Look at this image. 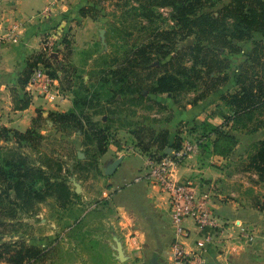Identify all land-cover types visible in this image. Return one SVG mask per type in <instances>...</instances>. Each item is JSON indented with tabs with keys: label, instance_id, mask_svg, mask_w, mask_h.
Returning <instances> with one entry per match:
<instances>
[{
	"label": "rangeland",
	"instance_id": "374dc122",
	"mask_svg": "<svg viewBox=\"0 0 264 264\" xmlns=\"http://www.w3.org/2000/svg\"><path fill=\"white\" fill-rule=\"evenodd\" d=\"M231 1L212 0L213 5L203 11L217 14L218 10ZM46 9H48V16L45 18L39 16L40 12ZM171 13V7H154L151 11H145L141 6L140 0H54L34 14L36 18L42 21V31L44 33L42 38L44 58L43 62L39 63L38 66L47 68L52 73L57 74L61 80L60 86L64 95L72 96L73 100L77 96L78 103L75 108L77 112L84 109L80 106L84 96L96 92L99 95L98 99L101 100L96 104H103V108H107V106L114 107L123 102L125 106L121 105L124 113L119 117L112 116L111 122H103L107 124L105 132L110 138L109 147L111 144L114 145L121 140L120 133L125 134L130 139V141L128 140V145L125 146H132L136 142L138 144L141 137H144L145 142L149 143L148 148H145L148 152L142 149L143 146L140 150L146 154V160L140 154H135L136 150L127 156V161L130 162L129 164L133 168L137 169V172L136 176L132 175L126 178L122 182V186H117L119 189L137 184H145L146 186L157 185L155 180L151 179L150 175L147 174L149 167L145 161L148 158L159 159L160 157L157 156L159 151H157V148L155 149L154 144L151 142L154 140V136L149 141H146V139H149L152 129L160 130L168 123V126H171L175 117H177L175 129H180L181 124L184 125L187 131L196 129V135L193 136V139H200L204 131H213L216 128L220 130L219 126H221L223 135L220 138V142L225 146L223 148L228 149L231 146L229 156L233 153L240 157L238 160L231 162L232 168L245 169L246 155L253 149V144L247 145L246 132H235L228 128V123L230 122L228 121L229 113H232V111L224 104L221 95L234 92L237 89L238 85L235 83V77L239 67L248 60V56L252 55L256 42L264 44V36L259 33H256L253 38L248 40L235 41L239 49L225 48L224 51L222 50L223 54L231 62L229 69L231 78L222 84L218 91L207 93L206 84L200 81L197 83V87L184 90L175 96L161 94L150 98L147 95L143 97L138 95L123 97L120 95L113 105H108L105 102L110 95L109 89L113 87L112 83L106 81V75L113 68H116L118 61L127 58V54L130 50H134L135 46L140 47L145 44L158 42L156 40L162 36V42L175 50L168 55L169 59L170 56H176L177 52L196 43L197 35L194 33L185 34L180 31L176 21L171 19ZM62 24L64 25L58 33L59 26ZM86 27L87 34L84 37L88 44H76V33L79 29ZM101 29L105 30L106 44L102 43ZM65 40L69 44H65ZM49 41L53 42V44L49 45ZM152 56L150 61L152 68L138 71V78L144 79V81L150 74L156 77L158 74L165 72L167 68L165 63L168 59H162L165 56L158 54L156 51L153 52ZM192 63L193 61L188 55L186 64L190 66ZM253 71L257 72V70ZM218 100L222 102L220 105L217 104ZM101 105L99 106L101 107ZM86 110L88 112L93 111V109ZM189 110H195V116L192 117L191 115L192 118L190 117L189 120H185L186 117L183 119L182 114L186 115ZM37 112L38 114L31 120L29 128L33 127L36 134L40 137L35 136L32 142L17 141L13 133H9L8 138L0 137V223L3 222V225H0V244L8 243L12 247L10 254L1 257L0 262L12 264L7 260L11 259L15 251L21 247L38 249L42 254L38 258L39 260L46 257L57 243L68 241L67 238L71 232H76L81 217L90 211L101 212L98 215L107 219L112 214L115 221H121L122 230L125 233L114 241L113 248L116 256L118 252L115 246L118 240L123 245L125 255L126 252H139L145 249L146 241L138 238L133 240V237L137 236L138 230L134 226L137 221L131 212L138 210L134 208H119L118 206L107 209L106 206L110 201L106 198H94L76 209L70 208L74 204L83 203V187L94 192L106 187H114L117 183H108V179L115 172L112 175L105 173L104 163L101 161L103 155L97 154L95 158L91 156L92 159H90L94 146L84 144V136L80 130L71 125H55L50 122L49 113L44 112V110ZM41 112L44 113L38 118ZM200 113L206 114L204 119L196 118ZM254 114L256 117L253 120L254 123L260 119L261 122L264 120V109ZM93 118L106 121L108 116L107 114L103 116L95 115ZM210 143L211 141L208 140V143L203 147H207ZM79 151L84 153V158H79ZM78 158L85 162L84 165L92 160L94 162L93 167L89 169L77 167ZM93 160H96V162ZM18 164L23 165L24 168L26 165H30L37 170L44 171L53 182H64L70 188L71 197L69 201L67 203L62 202L60 189L56 187L44 200H35L34 204L27 208L26 202H23L22 199V201L15 200L13 190H11V202L7 199L1 200L5 197L2 191L6 187V183L2 182V174H5L6 170L16 169ZM35 178L37 181L35 190L37 191L38 189L40 190L44 180L40 178L39 173H37ZM75 182L80 185V192L76 191ZM19 202L23 206H19ZM149 204L152 206L153 213H155L154 206L151 203ZM56 205L64 212H60V210L57 212V209H55ZM137 206L139 205H133L136 208ZM151 206H147L149 212H151ZM44 207L47 209L45 214L42 213ZM83 211L86 214L82 215ZM55 216L62 220V227L56 237L52 240L47 239L46 243H44L43 240L46 236L43 235L39 222L42 218L50 217L54 219ZM175 241L171 243L172 247ZM78 254L80 252L76 251L75 258ZM116 258L118 259V256Z\"/></svg>",
	"mask_w": 264,
	"mask_h": 264
},
{
	"label": "crops",
	"instance_id": "0c3cea01",
	"mask_svg": "<svg viewBox=\"0 0 264 264\" xmlns=\"http://www.w3.org/2000/svg\"><path fill=\"white\" fill-rule=\"evenodd\" d=\"M53 1L0 0V126L2 127L24 132L30 127V122L37 116L39 109L46 113L67 112L74 106L72 96L64 95L63 92L61 98L55 101H50L41 94H30L31 104L26 109H18L13 98L15 89L20 97L24 95V89L19 81L26 69L27 60L34 54L43 52V24L34 14ZM14 24L19 25L17 42L13 38L14 33L11 34ZM63 25L59 26L58 33ZM86 34L87 27L79 29L75 36L76 44H88L85 40ZM58 81L60 84L61 80ZM221 103V100H218L217 104ZM257 112L256 110L254 113ZM232 113L229 115L231 116ZM254 113L237 122L236 119H231L228 123L231 131L246 132L247 145L255 144L264 138V120L261 122L260 119L254 123L253 120L256 118ZM195 114V110H189L186 115L182 114V118L186 117L185 120H189L191 115L194 117ZM205 116V113H200L196 118L204 119ZM176 119L177 117L173 118L171 126H168V123L162 127L169 132L170 145L176 137L186 140L193 139L196 135V132L187 131L183 124L181 126L184 128L180 126V129H175ZM216 138L217 136L213 135L207 147H201L197 153L190 155L175 171L176 178L190 181L199 195L209 198L216 216V224L207 234L201 233L195 223L187 219L185 225L191 230L190 236L177 239L171 225L168 193L160 186L137 184L122 189L117 187L122 186L126 178L136 176L137 169L129 164L127 156L136 150L135 154H140L145 160L147 157L140 151L141 147L136 144L137 142L132 146H125L130 139L120 133L121 140L114 145L111 144L101 159L105 171L109 164L122 158L114 175L108 179V183L117 184L112 188L100 189L98 192L83 187V203L74 204L70 208L76 209L94 198H106L110 201L106 206L107 209L118 206L138 210L136 212L130 210L137 221L134 225L138 230L135 239L146 241V248L139 252L131 250L129 253L126 252L128 260L120 262L114 253L113 244L117 237H122L125 233L121 221H115L112 214L107 219L98 215L101 212L90 211L86 214L83 211L82 215H86L81 217L76 232H71L68 241L57 243L46 257L40 260L31 259L24 264H152L154 257L157 258L158 264H175L171 245L175 240L184 243L187 251L202 254L208 264H264V186H262L264 183L259 181L258 174L253 170L232 168L231 162L240 157L233 153H231L232 157L229 153L226 155L218 153L213 144ZM147 202L154 206L155 213ZM135 204L139 206L133 207ZM148 205L151 206V212L147 208ZM55 209L57 212L59 210L64 212L57 205ZM43 210L42 213L45 214L46 207ZM39 224L43 235L46 236L43 240L46 243L47 239L52 240L56 237L62 227V220L56 216L54 219L45 217ZM242 228L252 236V240H246L241 236ZM207 235L210 240L205 239ZM75 250L80 252L76 258ZM0 264L9 263L0 262Z\"/></svg>",
	"mask_w": 264,
	"mask_h": 264
},
{
	"label": "trees",
	"instance_id": "16d2710c",
	"mask_svg": "<svg viewBox=\"0 0 264 264\" xmlns=\"http://www.w3.org/2000/svg\"><path fill=\"white\" fill-rule=\"evenodd\" d=\"M140 3L145 11H151L154 7H171V19L176 21L179 30L185 34H196L197 41L177 52L176 56H170L169 59L168 55L175 50L162 42V36L156 40L158 42L140 47L135 46L134 50H130V54H127V58L118 61L116 68L106 75V81L113 84V87L109 89V98L105 101L108 105L116 103L117 97L120 95L123 97L147 95L150 98L161 94L175 96L184 90L197 87V83L200 81L206 84L207 93L218 91L219 87L231 78L229 74L231 62L223 54L224 49L238 48L235 41L248 40L253 38L256 33L264 36V0H232L218 10L217 14L203 11L213 5L212 0H140ZM163 39L166 40L164 37ZM256 43L254 52L248 56L247 61L241 64L236 74L237 89L234 92L221 95L224 104L233 112L228 121L236 119L237 122L256 110L264 109V44ZM65 44L69 43L65 40ZM154 51L165 56L162 59H168L165 63L167 68L165 72L156 77L150 74L144 81V79L138 78V71L152 68L150 61ZM43 53L34 54L27 62L26 69L19 81L24 89L23 97L19 96L17 89L13 90L14 102L18 109H26L31 104V95L26 91V86L35 68L43 62ZM188 55L193 61L190 66L186 64ZM253 70H257V72ZM48 72L59 79L56 73H52L50 70ZM98 96L97 92L84 96L80 103L84 109H81L80 112L75 109L78 103L77 96H75L74 106L69 111L49 113V118L55 125H71L82 132L84 144L94 146L90 159H92L91 156L95 158L97 154L104 155L108 151L110 138L105 132L107 124L103 122H111L112 116L122 115L124 113L122 105L125 106V103L121 102L122 105L103 108V104H96L101 101ZM86 109H93V111L88 112ZM42 114V112L39 113L38 118ZM105 114L108 116L106 121L93 118L95 115L103 116ZM219 127L220 130L216 128L213 131L202 132L200 137L206 138V140L200 146L203 147L215 135L217 138L213 141L214 148L218 153L226 155L231 150V146L228 149L223 148L224 145L220 142L223 132L222 127ZM191 132H196V129ZM9 133H13L17 141L32 142L35 136L40 137L33 127L24 132L5 126L0 127V137L8 138ZM149 136L146 141L151 140V137L154 136V140L151 142L154 147L157 146V151H159L157 156L160 158L168 155L167 147L177 150L181 148L184 141L182 137H176L173 144L170 145L169 132L166 129H152ZM137 145L141 148L143 146L142 149L148 152L145 148H148L149 143L145 142L144 137L140 138ZM93 161L96 162V160ZM84 163L82 159L78 158L76 165L89 169L94 164L92 160L85 164L86 166ZM245 169L255 171L259 176V181L264 183V138L253 144V149L248 152ZM37 173L44 181L43 187L41 186L40 190L36 191L35 177ZM2 175V182L6 183V187L2 191L5 197L1 200L7 199L11 202V190H13L15 200L22 199L23 202H26V208L32 206L35 200H44L55 187L60 189V199L63 203H67L71 197L70 188L64 182H53L44 171L37 170L30 165H26L24 168L23 165L18 164L16 169L6 170ZM19 206H23V204L19 202ZM0 225H3V222ZM11 248L8 243L0 244V258L10 254ZM41 255V252L36 248L21 247L7 261L12 264H23L25 261L38 259Z\"/></svg>",
	"mask_w": 264,
	"mask_h": 264
},
{
	"label": "built area",
	"instance_id": "2783aa9c",
	"mask_svg": "<svg viewBox=\"0 0 264 264\" xmlns=\"http://www.w3.org/2000/svg\"><path fill=\"white\" fill-rule=\"evenodd\" d=\"M39 16H48V9L40 12ZM19 25L14 24L11 29L14 41L17 42ZM49 45L53 42L49 41ZM26 91L31 94H41L50 101L61 98L62 91L58 78L53 77L46 68L38 66L33 71L26 86ZM206 138L186 139L181 148L172 149V153L159 159H147L149 171L147 174L155 180L158 186L168 193V201L171 208V225L178 238L190 236V228L185 225L187 219L192 220L201 233L207 234L209 229L216 224V216L211 208L208 197L197 193L190 181H181L175 177V171L182 162L190 155L197 153ZM140 178V177H139ZM241 233L246 240H252V236L247 234L246 229L242 228ZM135 237H133V240ZM206 240H210L207 235ZM173 258L175 264H208L206 258L196 251H187L184 243L176 240L173 247Z\"/></svg>",
	"mask_w": 264,
	"mask_h": 264
},
{
	"label": "water",
	"instance_id": "95a60500",
	"mask_svg": "<svg viewBox=\"0 0 264 264\" xmlns=\"http://www.w3.org/2000/svg\"><path fill=\"white\" fill-rule=\"evenodd\" d=\"M100 36H101V39H102V43L106 44V37H105V30L104 29L100 30ZM50 122L53 123L52 121H50ZM166 151L168 152V154H171L172 153V148H167ZM78 156H79V158H84L85 157L84 153L81 152V151L78 152ZM121 160H122V158H118L114 162L109 164V166L105 170V173L107 175H112L116 171V169L119 166ZM75 185L77 187L76 191L80 192L81 191L80 185L77 182H75ZM115 249L118 252L117 256H118V259L121 262H124V261H126L128 259V256L125 255L124 248H123V245H122L121 241H119V240L117 241V245L115 246ZM152 262H153L152 264H158L157 258L154 257Z\"/></svg>",
	"mask_w": 264,
	"mask_h": 264
}]
</instances>
